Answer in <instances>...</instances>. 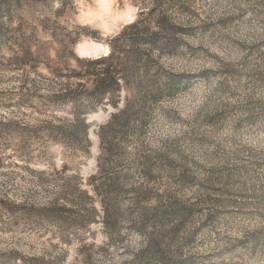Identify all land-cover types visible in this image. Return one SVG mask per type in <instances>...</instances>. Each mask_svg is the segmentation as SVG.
Instances as JSON below:
<instances>
[{"label": "rangeland", "instance_id": "obj_1", "mask_svg": "<svg viewBox=\"0 0 264 264\" xmlns=\"http://www.w3.org/2000/svg\"><path fill=\"white\" fill-rule=\"evenodd\" d=\"M16 1L0 16V264H264V0ZM62 4L104 39L83 37L82 57L136 20L154 34L157 94L112 148L95 125L112 107L85 140L45 134L76 118L48 100L52 62L20 44L49 40L32 21ZM154 214L176 229L161 255Z\"/></svg>", "mask_w": 264, "mask_h": 264}, {"label": "trees", "instance_id": "obj_2", "mask_svg": "<svg viewBox=\"0 0 264 264\" xmlns=\"http://www.w3.org/2000/svg\"><path fill=\"white\" fill-rule=\"evenodd\" d=\"M19 7L20 1L0 0V16L2 11L11 16L13 8ZM64 9L62 4L53 12V16L32 21L35 26L32 27L31 36L36 38L40 29L49 35V40L29 41V45L20 44L22 50H25L24 53L31 52L34 56L52 62L53 72L61 82L48 100L57 106L66 105L68 111L76 118L67 125L54 126L45 134L55 139L85 140L93 125V122L87 121L89 115L99 107L106 111L112 107L114 110L109 112L106 120L95 123L98 126L96 132L99 138L109 142L112 148L114 138L122 136L130 118L135 117L138 103L146 107L148 102L154 101L157 94L154 93V59L152 54L146 49L142 50L141 46L146 44L153 47L154 34L136 20L124 26L112 39H108V54L82 57L77 55L75 47L83 37L98 41L104 39L100 37L98 30L89 26L71 29L62 23ZM5 36L6 32L0 28V39ZM52 46L54 53L50 56L49 48ZM24 47L26 48L23 49ZM146 217L148 213L141 215L142 220L149 218ZM154 222L155 226H159V231L145 229L150 235L148 246L161 255L176 235V229L172 232L164 231L165 218L160 215L154 214Z\"/></svg>", "mask_w": 264, "mask_h": 264}]
</instances>
